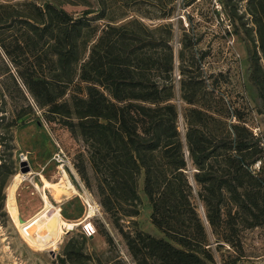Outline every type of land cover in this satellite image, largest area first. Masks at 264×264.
<instances>
[{"label":"trees","instance_id":"16d2710c","mask_svg":"<svg viewBox=\"0 0 264 264\" xmlns=\"http://www.w3.org/2000/svg\"><path fill=\"white\" fill-rule=\"evenodd\" d=\"M216 1L231 27L225 36L245 45L246 83L264 117V0ZM67 6L83 10L74 17ZM174 12V0H0L2 216L14 131L40 112L84 144L94 188L81 157L77 174L135 264H218L212 245L232 250L220 264H243L242 233L264 228V138L229 100V72L203 69L209 53L199 49L191 16L174 52ZM140 181L161 238L133 220ZM85 247L83 235L69 239L57 264H102Z\"/></svg>","mask_w":264,"mask_h":264},{"label":"rangeland","instance_id":"374dc122","mask_svg":"<svg viewBox=\"0 0 264 264\" xmlns=\"http://www.w3.org/2000/svg\"><path fill=\"white\" fill-rule=\"evenodd\" d=\"M186 3V0H174L175 12L168 21L173 26L174 38L171 44L174 52L176 53L180 48L179 41L182 29L189 31L187 16H191L195 33L201 37L199 49L209 53L205 58L203 69L208 74L229 72L232 78L231 86L227 89L229 100L235 108L245 114L248 120L247 125L253 134L264 138V117L257 115L253 109L254 93L247 85L245 79L247 51L244 43L237 37L228 38L225 36L226 31H231V27L227 26V22H222L218 18V10L215 8L214 0H196L193 5L188 7ZM244 3V1L240 2V7ZM65 9L74 17L80 15L83 10L82 7L71 6H67ZM143 10L149 9L148 7H143ZM240 11H242V8ZM132 14L130 13V15ZM143 22L148 26L160 23L148 20H143ZM177 66L178 63L175 62L174 77L176 80ZM183 129V123L180 120L179 131L183 133ZM14 146L15 175L11 178L5 190V215L2 216L0 214V264H57L56 258L60 255L65 243L69 239L77 238L80 235L86 238L85 253L87 255L97 257L102 264H125L121 259V252L127 254V251L121 237L111 225L108 216L104 214L93 191L85 186L77 174L75 164L81 157L87 164L89 181L92 189L94 188L92 173L87 163V150L84 144L73 137L67 129L46 123L41 113L36 112L34 116L25 118L22 124L14 131ZM58 149H61L72 163V168L68 170L67 177L70 178V172L73 171L74 179L72 178V184L76 194L50 189L51 192H46L48 202L51 206L60 210L59 213L66 221L78 222L85 217L89 213L86 202H89L93 208L95 205L98 206L100 215L95 214L90 219L80 222L81 224L71 231L63 229L62 233L54 240H51L49 245L37 248L32 245V240L37 237V234H42L39 233L42 231L35 232L32 227L40 217L38 214L42 210H39L44 207L40 196L42 188L38 182V176L41 173L44 174L49 168L52 173L51 182L60 183V186L63 185V182L59 181V176L52 161L53 154ZM22 163H25L26 166L21 167ZM25 169L28 171L22 173ZM18 175L26 176V179L18 185L15 191L17 214L25 222L23 226L15 225L6 205L9 186L14 177ZM39 178L42 181L45 180L41 175ZM139 187L142 206L139 217L133 220L137 222L143 232L155 238H161L159 231L149 221L151 208L142 193V181H140ZM194 203L198 204L196 200H194ZM121 223L126 228L129 221L123 219ZM86 225H91L95 230L91 237H87L83 231V226ZM101 231L107 232L112 239L113 246L111 248H108L100 234ZM241 241L244 251V259L241 262L243 264H264V228L243 232ZM214 247L215 245H212L218 264L228 254H233L232 250L227 246H223L219 252H216ZM89 264L98 263L93 261Z\"/></svg>","mask_w":264,"mask_h":264},{"label":"bare ground","instance_id":"6f19581e","mask_svg":"<svg viewBox=\"0 0 264 264\" xmlns=\"http://www.w3.org/2000/svg\"><path fill=\"white\" fill-rule=\"evenodd\" d=\"M26 179V176L24 175H18L14 177L11 185L9 186L8 189V199H7V207L9 209V212L13 218V221L16 226H23L25 222L19 219L18 214H17V206H16V200H15V191L18 187V185ZM42 185L44 189H56L59 192H67V193H74L76 194V191L74 187L69 183V179L66 176L65 181H60L63 182L62 186L58 187H52L50 184L42 181ZM42 202H43V208L42 211L38 214L40 217L38 218L37 222L35 225L32 227V230L37 232V231H42L39 233L42 234H37V237L32 240V245L37 247V248H43L51 242V240H54L55 238L58 237L60 233H62L63 229H66L68 231L73 230L75 227H78L81 223L80 222H70L66 221L62 218L61 214L59 211L51 206L46 198L45 195H42ZM92 216L91 211L85 216L84 220L89 219ZM44 231V233H43ZM34 232V233H35Z\"/></svg>","mask_w":264,"mask_h":264},{"label":"built area","instance_id":"2783aa9c","mask_svg":"<svg viewBox=\"0 0 264 264\" xmlns=\"http://www.w3.org/2000/svg\"><path fill=\"white\" fill-rule=\"evenodd\" d=\"M214 5L215 8L219 10V6L216 0H214ZM52 161L55 165L56 172L59 176V181L66 180L67 172L70 168H72V163L70 162L69 158L64 154V152L61 149H58L57 152L53 154ZM259 165H260L259 162L256 163L253 169L258 170ZM86 206L88 208V212L91 211L92 216H94L95 214L100 215V208L98 206L95 205L93 208L89 204V202H86ZM83 231L87 237H91L95 233V230L91 227V225L83 226ZM121 259L125 264H135L130 259V257L124 252H121Z\"/></svg>","mask_w":264,"mask_h":264},{"label":"crops","instance_id":"0c3cea01","mask_svg":"<svg viewBox=\"0 0 264 264\" xmlns=\"http://www.w3.org/2000/svg\"><path fill=\"white\" fill-rule=\"evenodd\" d=\"M32 150V149H31ZM43 176L44 177V179L46 180V181H48V182H46L45 180V182L46 183H48V184H50V183H52L51 182V177H52V173H51V170L49 169V168H47V171L44 173V174H39V176ZM39 176H38V182H39V184H40V186H41V188H42V190H41V192H42V194L40 195L41 196V201H42V195H45L46 197H47V195H46V192L47 193H49V192H51L50 191V189H44L43 188V185H42V182H41V180H40V178H39ZM69 177L70 178H68L69 179V183L73 186V184H72V178L74 179V173H73V171H71L70 172V175H69ZM38 186V185H37ZM50 186H52L53 188L54 187H58V186H60V183L58 184V183H52V184H50ZM74 187V186H73ZM37 189H38V187H36ZM39 190V189H38ZM72 194V193H71ZM50 195V194H49ZM69 196H71V195H69ZM48 200V199H47ZM43 203V202H42ZM50 204V203H49ZM59 212H60V210L58 209V208H56ZM42 209H40L39 211H41ZM38 211V212H39ZM61 214V213H60ZM84 219H85V217H83L81 220H79L78 222H83L84 221Z\"/></svg>","mask_w":264,"mask_h":264},{"label":"water","instance_id":"95a60500","mask_svg":"<svg viewBox=\"0 0 264 264\" xmlns=\"http://www.w3.org/2000/svg\"><path fill=\"white\" fill-rule=\"evenodd\" d=\"M20 166H21V167H22V166H26V164H25V163H22ZM27 171H28V170L25 169V170L22 171V173H26ZM201 211H202V208H201ZM19 219H20V218H19ZM20 220H21V219H20ZM21 221H22V220H21Z\"/></svg>","mask_w":264,"mask_h":264}]
</instances>
